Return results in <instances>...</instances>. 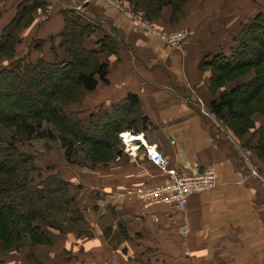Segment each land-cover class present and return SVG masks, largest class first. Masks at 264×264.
<instances>
[{
    "label": "crops",
    "instance_id": "crops-1",
    "mask_svg": "<svg viewBox=\"0 0 264 264\" xmlns=\"http://www.w3.org/2000/svg\"><path fill=\"white\" fill-rule=\"evenodd\" d=\"M46 1L49 14L38 11L34 23L20 33L23 43L18 52L39 40L43 47L33 50V58L55 60L52 40L58 48L65 26L63 10L80 11L84 22L98 28L86 37L89 47H99L97 42L107 34L118 42L116 54L102 58L108 64L109 83L100 81L87 93L81 115L111 110L134 94L149 120L147 131L141 133L147 142L157 144L181 173L196 174L208 166L217 172V185L192 196L182 211L167 206L144 209L142 202L130 198L128 192L134 188L163 181L142 152L117 160L94 176L77 174L78 184L99 187L92 193L104 203V212L101 201L89 213L92 236L83 244L80 264H264V160L254 151L259 142L255 131L264 125V114L255 115V130L236 136L212 113V73L200 69L206 56L232 51L242 25L264 12V0H189L185 15L174 24L166 10L156 26L166 34L188 33L179 47L169 46L102 0ZM7 3L0 31L13 16L12 0ZM106 195L111 196L104 201ZM180 224L188 225L187 236L180 235ZM55 256L44 264L78 262L77 256L70 261L66 254L62 260Z\"/></svg>",
    "mask_w": 264,
    "mask_h": 264
},
{
    "label": "trees",
    "instance_id": "trees-1",
    "mask_svg": "<svg viewBox=\"0 0 264 264\" xmlns=\"http://www.w3.org/2000/svg\"><path fill=\"white\" fill-rule=\"evenodd\" d=\"M14 1L10 7L14 10L13 16L0 31V126L13 125L23 134L22 141H30L43 138L44 123L55 121L72 137L65 151L66 161L91 170H101L111 166L115 159L129 157L124 152L120 134L126 131L141 134L147 131L149 124L148 118L140 112L136 95H128L111 110L101 108L83 118L79 117L80 112L74 118L73 110L64 109L78 102L83 93L94 91L100 81L109 83L108 64L102 62V58L116 54L117 40L107 34L97 42L99 47H89L86 37L94 35L98 28L84 22L78 12L65 9L62 12L65 26L58 35V48L52 40L55 60L49 61L44 56L33 58V50H41L43 42L33 40L31 48L20 53L18 48L23 43L20 33L34 23L38 11L47 9L49 3L46 0ZM188 1L135 0L137 12L134 11L144 13L149 22H157L160 12L171 7L174 22L185 15ZM3 13L4 9L0 10V16ZM233 41L236 46L230 53L206 56L200 62V69H210L212 73V113L240 138L256 129L255 115L264 114V12L242 25ZM241 78L248 79L239 83ZM38 85L45 86L44 92L36 104L23 109L20 104L33 97ZM8 134L9 137L0 141V242L8 246L7 250H17L24 236L29 235L35 245L52 244L45 226L65 232L48 221V215L54 212L75 228L79 227L78 235L90 233L82 214L84 210L70 193L69 183L52 177L48 186L36 185L31 176L34 170L31 160L20 153L17 135L12 131ZM255 136L259 138L255 154L264 160V125L255 131ZM80 154L84 155V162ZM143 158L154 166L145 156ZM111 159L113 161L109 162ZM143 186L146 185L134 189ZM61 191L63 199L56 201Z\"/></svg>",
    "mask_w": 264,
    "mask_h": 264
},
{
    "label": "rangeland",
    "instance_id": "rangeland-1",
    "mask_svg": "<svg viewBox=\"0 0 264 264\" xmlns=\"http://www.w3.org/2000/svg\"><path fill=\"white\" fill-rule=\"evenodd\" d=\"M9 1L10 0H5V1L0 0V7L5 5V3ZM102 1L107 4L109 3L111 6L115 8H118L119 10L122 11V13L124 12L128 18H130L128 16V14L130 13L132 15L140 17L143 21L149 23L150 28L145 29V30L150 31V32L161 31L156 26V22L154 21L149 22L146 20V18L144 17L145 16L144 13H141V15L138 13L136 14L137 10H135V0H102ZM7 4L3 6V8H6L4 9V13L9 9ZM0 10L2 9L0 8ZM166 10H170L171 13L173 14V11H172L173 9L171 7H166L160 12V15L156 18L155 21L157 22L161 21L164 18V13ZM48 11L49 9L45 8L42 10V14L47 15L49 14ZM74 11L82 15L80 11H77L75 9ZM130 19L133 20L132 18ZM179 19H181V17H179ZM179 19L174 22L171 19L170 23L174 24L178 22ZM133 22L139 25L134 20ZM140 27L143 28L142 26ZM159 33L166 34L164 32H159ZM170 34H173V33H169L166 35H170ZM19 49H21V46H19L18 50ZM44 87H45L44 85H38L36 87L37 91L33 94V97L30 96L29 98L24 100V102H22L20 106L23 109H27L29 104H36V102L39 100L40 94L44 92L43 90ZM86 95L87 93H83L82 98L78 100V102L74 104L70 103L69 105H67L68 108L67 107L64 108L66 112L70 111L69 109L73 110L75 112L72 114L74 118L78 117V115H75V114L80 112L79 117L83 118L84 116L81 115L80 105L84 102ZM251 110L254 111V106L251 108ZM3 130L4 132H2ZM10 131L16 134L20 141L17 146L20 153L24 157H28L31 160V166H33V169H34L31 172V176L36 185L43 184L46 187V184L48 186V182L50 181L52 177H59L62 180H64V182L69 183L68 188L70 190V193L75 197L77 202H79L80 209L84 210L83 211L84 213L82 214H83L84 219H86V222L88 223V228H89L90 233L86 235H81V236L78 235V232L80 231L79 227L75 228L72 225V223H68L65 217L61 215L58 216L54 212L51 216L48 215L49 216L48 221L51 222L50 223L51 225L54 224L57 227L64 229L65 230L64 233L55 231L51 229L52 227L47 228V226H45V229H47L45 231L48 232L49 236H51L52 244L50 245L48 244V246L42 245V244L35 245L33 244L31 237L29 235H26L24 236L23 241L20 244L21 245L20 248L17 250H7L6 248L8 246L7 245L4 246L1 243L2 242L1 241L0 242V262L1 261L2 262L0 264H4V260L7 262V264H37V263L44 264V262L50 263L53 256L55 255L59 256L60 259L62 260L65 254L67 255L66 258L69 261L73 257L77 256L78 262L75 264H80L79 258H81V254L84 252L83 244H89L87 242H89V239H91V236H92V228H91L92 219L90 218L89 213L90 211H92L91 209H93L94 204H96V202H101L102 199H100L99 197L96 198V194L92 193L94 189L99 188L98 186H95L93 184L92 185L93 187L88 188V189H91V193L88 192L87 185L78 186V183H80V180H77V174L82 173L85 176L87 175L94 176L98 174L100 170H91L89 167L85 168V167H79L76 165H71L66 161L65 151L72 137L69 134L64 133L61 125L59 123H56L55 121L44 123L43 128H42V132L44 134L43 138L33 139L30 141L28 140L22 141L23 134L19 133V131L17 130L15 126L3 124L0 126V141L3 140V138H5L6 136L9 137L8 133H10ZM126 132H129V131H126ZM126 132H123V133H126ZM49 134H52V137H49ZM132 134L138 135L134 133ZM100 152H101V149H100ZM80 160L84 162L83 154H80ZM111 161H113V159L109 160V162ZM114 162H116V159L114 160ZM114 162H111V164ZM63 196H64V193L63 191H61V193L57 195L56 201L63 199ZM110 196L111 195H106L105 197H103V200L107 201ZM102 204H104L103 201L101 202V205ZM110 204L111 202H109L108 206H110ZM102 209L104 212L103 205H102ZM111 237H113V240H116L117 238L115 234H112ZM0 240H1V237H0Z\"/></svg>",
    "mask_w": 264,
    "mask_h": 264
},
{
    "label": "built area",
    "instance_id": "built-area-1",
    "mask_svg": "<svg viewBox=\"0 0 264 264\" xmlns=\"http://www.w3.org/2000/svg\"><path fill=\"white\" fill-rule=\"evenodd\" d=\"M128 16L144 29L150 28L149 23L143 21L140 17L130 13ZM155 33L171 47H179L188 37V33L180 30L170 35L156 31ZM217 123L219 122L217 121ZM120 137L125 147L124 152L128 156L134 157L142 152L143 156L159 170L163 177L162 183L152 188L143 186L128 192L130 198L142 202L144 209L154 206H167L182 211L187 207V203L192 196L208 192L217 185V172L213 167L208 166L196 174L181 173L172 165L169 159L160 153L158 145L147 142L143 134L137 135L136 137L140 140L136 141H130L126 137V133L120 134ZM158 220L156 218V221ZM188 229L186 224H180L178 227L181 236H187Z\"/></svg>",
    "mask_w": 264,
    "mask_h": 264
},
{
    "label": "bare ground",
    "instance_id": "bare-ground-1",
    "mask_svg": "<svg viewBox=\"0 0 264 264\" xmlns=\"http://www.w3.org/2000/svg\"><path fill=\"white\" fill-rule=\"evenodd\" d=\"M126 137H127L130 141L140 140V139L137 138L136 136H131V134H127Z\"/></svg>",
    "mask_w": 264,
    "mask_h": 264
}]
</instances>
